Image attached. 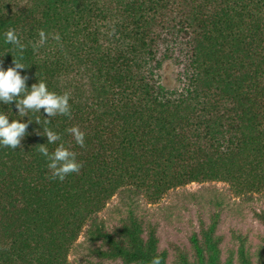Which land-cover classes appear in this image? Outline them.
<instances>
[{"label": "trees", "instance_id": "1", "mask_svg": "<svg viewBox=\"0 0 264 264\" xmlns=\"http://www.w3.org/2000/svg\"><path fill=\"white\" fill-rule=\"evenodd\" d=\"M9 28L25 45L27 86L43 80L67 92L71 116L29 111L21 147L0 148V264H70L80 235L91 264L156 255L168 264L156 222L129 201L154 203L190 183L210 184L207 219L199 214L188 248L170 243L173 264H264V235L251 244L232 230L222 249L226 197L211 186L226 184L244 203L264 197V0H0V33ZM40 30L46 43L33 47ZM177 41L189 47L190 75L172 97L156 77V54ZM17 58L0 36V64ZM0 110L21 118L14 104ZM74 125L83 148L67 131ZM43 127L61 134L49 151L63 143L76 152L78 173L50 178L37 150ZM114 195L128 207L108 228L100 213ZM253 215L264 227V210Z\"/></svg>", "mask_w": 264, "mask_h": 264}, {"label": "rangeland", "instance_id": "2", "mask_svg": "<svg viewBox=\"0 0 264 264\" xmlns=\"http://www.w3.org/2000/svg\"><path fill=\"white\" fill-rule=\"evenodd\" d=\"M189 47L181 41L161 44L156 54L155 73L158 82L164 86L167 96H176L184 92L189 82L190 58ZM208 183H190L185 187H177L166 193L162 199L150 203L142 198L133 199L134 210L144 218H148L157 224L158 246L160 250H167L168 264L172 262V249L170 243L188 248V236L197 229L199 214L207 219L211 196L203 191ZM217 193L225 195L226 207L221 212L217 233L223 236L222 249L231 243L230 232L240 231L246 234L251 244L258 242L264 235V227L254 217V210H264V197L252 202L244 203L231 193L226 184L222 182L212 183ZM231 194V195H230ZM213 196V195H212ZM128 200L114 195L101 211L100 217L105 225L110 228L117 219L126 211ZM89 243L83 235H80L69 253L70 264H91L96 260L89 253ZM225 253H223V257Z\"/></svg>", "mask_w": 264, "mask_h": 264}, {"label": "clouds", "instance_id": "3", "mask_svg": "<svg viewBox=\"0 0 264 264\" xmlns=\"http://www.w3.org/2000/svg\"><path fill=\"white\" fill-rule=\"evenodd\" d=\"M38 35L39 45L33 44V47L43 46L46 43V33L40 30ZM0 36H2L4 44L13 45L18 50V58L13 59L12 66L4 68L0 64V104H14L16 113L21 118L25 116L28 118L27 121L21 118L10 121L7 112L0 110V148L15 150L21 147V141L29 135L28 125L33 119H29L27 113L32 111L41 114V109H43L45 118L57 115L70 117V95L67 92L59 94L50 91L43 80L32 83L30 87L27 86L30 77L27 73L21 74L22 70L28 67L22 63L25 45L21 43L15 29L9 28L0 33ZM54 38L59 39V36ZM34 121L41 125L39 119ZM50 122V120L45 119L43 123L47 125ZM67 131L73 136L77 145L81 148L85 146V133L79 126L74 125ZM38 134L47 138V142L40 143L37 150L47 161V168L51 174L50 178L63 181L67 175L80 171L82 164L77 160L76 152L65 147L63 143L58 144L53 151H49L47 145L57 144L61 140L60 133L51 128L43 127V131H39ZM149 264H162L161 256H153Z\"/></svg>", "mask_w": 264, "mask_h": 264}]
</instances>
